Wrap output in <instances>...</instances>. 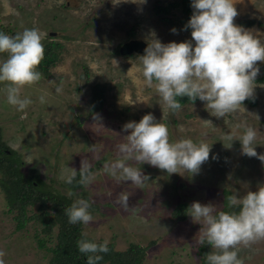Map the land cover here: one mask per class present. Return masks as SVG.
Instances as JSON below:
<instances>
[{"label": "rangeland", "instance_id": "1", "mask_svg": "<svg viewBox=\"0 0 264 264\" xmlns=\"http://www.w3.org/2000/svg\"><path fill=\"white\" fill-rule=\"evenodd\" d=\"M155 1L171 0H0L3 33L15 35L25 28H37L44 34L42 43L50 39L64 42L62 59L50 74L21 89V97L33 101L24 112L6 102L7 85L0 83V129L6 143L20 155L25 173L35 168L55 190L67 195L71 191L74 202L89 201L93 220L82 223L85 233L112 242L116 249L131 242L147 245L142 264H200L196 244L200 225L188 213L180 219L172 210L179 202H188L189 207L194 201L220 208L227 204V196H242L264 184V163L241 155L239 140L227 148L224 139L225 133L233 132L235 138L243 134V128H236L239 123L252 126L258 130L256 151L264 154V62L257 64L255 102H244L247 112L217 119L199 99L172 112L154 89L143 84L137 69L141 66L138 57L144 53L116 51L118 44L130 38L146 41L152 30L165 44L191 40V32L181 25L159 19L152 7ZM235 7L239 13L235 20H262V24L243 27L264 33V0H236ZM172 15L177 19L180 11ZM131 28L134 33L129 32ZM6 58L7 53L0 54V61ZM95 82L105 86L104 101L98 105L92 91ZM57 87L61 92L57 93ZM41 95L46 103H40ZM148 113L168 126L171 142L191 138L212 145L209 160L198 174L180 170L169 175L149 164L134 165L149 177L137 186L105 173V163L116 159V145L128 134L122 131L123 125L139 122ZM205 120L212 124L205 125ZM83 158L91 163L95 179L88 186L72 189L65 177L71 168L79 170ZM122 192L129 196L127 209L117 204ZM7 208L0 188V250L5 252V264H44L47 252L36 241V233L42 234L39 224L31 220L16 229ZM56 229L47 245L54 243ZM239 257L244 264H264V240L241 246Z\"/></svg>", "mask_w": 264, "mask_h": 264}, {"label": "clouds", "instance_id": "2", "mask_svg": "<svg viewBox=\"0 0 264 264\" xmlns=\"http://www.w3.org/2000/svg\"><path fill=\"white\" fill-rule=\"evenodd\" d=\"M235 4L236 0H191L193 12L185 25V30L191 29V40L165 44L154 30L150 31L144 54L138 57L141 66L137 71L143 77L144 86L154 89L172 112L181 109L184 97L192 104L197 99L204 102L206 110H211L209 113L217 119L247 112L244 102L254 99L260 71L257 64L264 62V33L237 25L235 18L239 13ZM171 31L176 33L177 30ZM43 36L37 28H25L15 35L0 32V54L7 53V58L0 61V83L7 85L6 102L21 112L33 103L30 98L21 97V89L42 78L37 69L44 59ZM61 90L56 89L57 93ZM39 101L46 103L45 95H41ZM93 119L99 121L100 118L94 116ZM207 124L212 121L205 120ZM236 128H243V134L235 138L233 132L225 133L227 148L239 140L241 155L256 157L264 163V154H258L254 146L258 130L243 123ZM122 131L128 134L116 145V159L104 165L105 173L118 181L139 186L149 179L134 165L149 164L169 175L179 174L180 170L195 175L209 160L212 145L204 139L194 142L191 138L171 142L168 126L151 113L145 114L139 122L125 123ZM91 169L89 160L83 158L79 170L71 168L65 182L72 185L79 174L78 183L88 186L95 179ZM68 194L71 196L72 192ZM128 200V194L122 192L117 204L127 209ZM226 201L228 209L238 206L239 211L223 210L211 202L198 201L186 209L193 222L200 225L196 244H207L211 248L205 254L207 264H244L239 257L240 247H250L264 240V184L242 196L229 195ZM90 207L85 199L72 203L65 210L69 223H91ZM81 236L77 241L79 251L91 253L87 264H98L103 259L98 253H108L109 242L97 244L86 238L87 233ZM4 256L5 252L0 250V264H5Z\"/></svg>", "mask_w": 264, "mask_h": 264}, {"label": "trees", "instance_id": "3", "mask_svg": "<svg viewBox=\"0 0 264 264\" xmlns=\"http://www.w3.org/2000/svg\"><path fill=\"white\" fill-rule=\"evenodd\" d=\"M152 7L159 19L174 25H181L184 29L193 12L191 0L155 1ZM176 9L180 11V16L177 19L172 15ZM235 21L241 26L262 24V20L253 17H239ZM186 30L191 32V29ZM0 32L3 33V31ZM129 32L134 33L132 28ZM43 45L44 59L37 70L47 76L50 74L51 67L62 59L64 42L50 39L46 40ZM119 45L116 47L117 52H119ZM88 70L85 67L84 73L88 74ZM263 78L264 76L261 77V79ZM104 87V84L100 82H95L92 85L93 94L98 98L97 105L104 101ZM246 101L254 103L255 97ZM186 102H189L187 97L181 98V104ZM22 164L20 155L6 143L0 129V188L7 202V211L12 213L15 220V228H23L31 220L39 224L42 234L36 233V241L37 245L47 252L44 264H87V256L91 253H81L77 244V241L82 238L81 234L85 233L82 223L70 224L65 214V210L74 203V200L69 195L55 190L51 183H47L39 176L35 168L31 169L30 173H25L21 168ZM79 178V174H77L76 180L70 185L72 189L81 186L78 183ZM188 205V202H179L172 210L173 215L180 219L185 218ZM223 210L238 211L239 207L228 209L225 204ZM54 227L57 228L54 236L55 241L53 244L47 245V240L52 238L51 233ZM86 238L97 244L104 242L102 239L96 240L88 234ZM152 241L154 242V240ZM108 247V253H98L103 256L98 264H142L147 245L142 246L131 242L124 249H116L114 244L109 242ZM198 248L201 256L200 264H205V254L208 252L209 246L204 244L199 245Z\"/></svg>", "mask_w": 264, "mask_h": 264}, {"label": "water", "instance_id": "4", "mask_svg": "<svg viewBox=\"0 0 264 264\" xmlns=\"http://www.w3.org/2000/svg\"><path fill=\"white\" fill-rule=\"evenodd\" d=\"M54 33V32H51ZM147 43L142 38H130L119 45V53L126 55L132 52L144 53Z\"/></svg>", "mask_w": 264, "mask_h": 264}, {"label": "built area", "instance_id": "5", "mask_svg": "<svg viewBox=\"0 0 264 264\" xmlns=\"http://www.w3.org/2000/svg\"><path fill=\"white\" fill-rule=\"evenodd\" d=\"M5 34H8V35H10V33H8V32H5Z\"/></svg>", "mask_w": 264, "mask_h": 264}]
</instances>
